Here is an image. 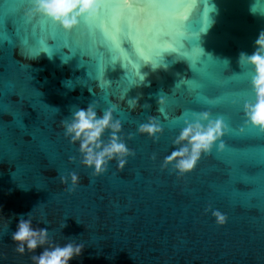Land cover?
Here are the masks:
<instances>
[{
	"label": "water",
	"instance_id": "95a60500",
	"mask_svg": "<svg viewBox=\"0 0 264 264\" xmlns=\"http://www.w3.org/2000/svg\"><path fill=\"white\" fill-rule=\"evenodd\" d=\"M162 2L193 7L180 9L185 18L171 27L143 16L126 34L108 21L104 36H68L47 20L24 32L20 13H0V264H34L11 239L29 213L34 227L48 228L49 243L83 245L71 264H264V133L245 122L243 104L257 98L250 70L238 63L264 30V0H212L205 32L207 0ZM92 102L98 115L116 105L133 153L122 170L113 161L99 176L79 163L61 127ZM205 110L228 128L223 147L186 175L162 167L184 120ZM152 118L163 131L138 133ZM71 172L79 182L69 192L61 177Z\"/></svg>",
	"mask_w": 264,
	"mask_h": 264
},
{
	"label": "clouds",
	"instance_id": "9594fccd",
	"mask_svg": "<svg viewBox=\"0 0 264 264\" xmlns=\"http://www.w3.org/2000/svg\"><path fill=\"white\" fill-rule=\"evenodd\" d=\"M100 3L101 0H30L21 6L17 5L15 0H0V13L13 15L20 13L28 25L41 20L51 21L70 36L85 24L94 22L96 14L100 11L98 7ZM215 11L212 0H207L206 4H203L200 32H205L212 26ZM250 12L258 14L255 6L250 8ZM173 23L174 20L168 19L158 26L171 27ZM180 27L187 31L186 25ZM196 37L197 33L190 34V38ZM40 41L43 40H39V43ZM209 57L225 67L229 63L226 59L220 60L211 55ZM238 63L242 68L250 70V86L257 98L254 104H243L245 122L264 133V30L260 31L255 40L254 51L251 54L241 52ZM164 102L162 98L159 100V104ZM98 109L99 106L92 102L86 108H77L73 111L70 119L61 121L65 138L78 146L79 163L91 170L93 176L104 174L113 161L116 162L118 169L122 170L127 158L133 155L122 138L121 120L114 118L116 105L103 109L102 115H98ZM162 131V126L154 118L142 123L137 129L138 133L146 134L150 138L156 137ZM227 132L228 128L223 118H214L207 110L192 112L190 118L184 120L183 127L173 140L177 147L164 158L162 167L173 166L179 175L193 172L203 156L210 154L214 148L223 147L221 141ZM61 182L68 184V191L71 192L77 187L79 177L75 172H71L67 176H62ZM213 214L218 223L223 224L226 221V216L219 210ZM61 227L62 229L66 227L65 221ZM11 239L16 245L17 252L33 253L31 259L34 264H71L83 250V245L73 242L63 245L49 243L48 228L34 227L31 213L27 219L20 217ZM38 248L42 251L36 254Z\"/></svg>",
	"mask_w": 264,
	"mask_h": 264
},
{
	"label": "snow or ice",
	"instance_id": "6c2138e0",
	"mask_svg": "<svg viewBox=\"0 0 264 264\" xmlns=\"http://www.w3.org/2000/svg\"><path fill=\"white\" fill-rule=\"evenodd\" d=\"M17 5H23V0H15ZM100 11L96 14V18L94 22L85 24L80 31H87L90 34L94 33L97 29L100 30L101 35H107V30L105 25L108 21H112L114 24H119V30L124 33H128L129 31L136 30L135 21L141 15L148 18L153 22V26H155L156 22H163L168 19L176 20L177 17L180 19L185 18V14L181 13L179 10L182 8H190L193 5H183L182 3H173V2H162V0H150L147 3H128L127 0H124L123 3L116 2V0H101L99 4ZM20 19L23 20L22 17ZM24 22V32L28 31V24ZM39 26L45 28V21L41 20L38 22ZM54 25V24H53ZM7 27V23L5 25ZM46 30H50L55 32V30L51 29L49 26ZM20 35L22 42L24 44L28 43V39L26 36ZM40 44L43 45V41H40ZM46 47V46H45ZM162 111V109H160Z\"/></svg>",
	"mask_w": 264,
	"mask_h": 264
},
{
	"label": "bare ground",
	"instance_id": "6f19581e",
	"mask_svg": "<svg viewBox=\"0 0 264 264\" xmlns=\"http://www.w3.org/2000/svg\"><path fill=\"white\" fill-rule=\"evenodd\" d=\"M133 4H135V3H146L145 1H141V2H138V1H133L132 2ZM143 17V15H141L139 18H137V20L135 21V23H136V29H137V26H138V23H139V21H140V19Z\"/></svg>",
	"mask_w": 264,
	"mask_h": 264
}]
</instances>
